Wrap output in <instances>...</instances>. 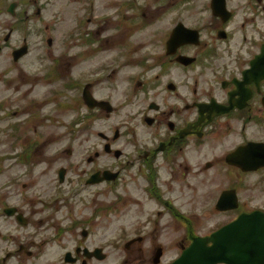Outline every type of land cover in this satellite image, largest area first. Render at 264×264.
<instances>
[{"label":"flooded vegetation","instance_id":"1","mask_svg":"<svg viewBox=\"0 0 264 264\" xmlns=\"http://www.w3.org/2000/svg\"><path fill=\"white\" fill-rule=\"evenodd\" d=\"M85 1L87 6L84 4L83 12L75 19L73 40L96 49L97 54H115L99 64L90 78L76 76V82L67 83L74 92L71 101L87 107L75 122L85 116L92 121L97 113L109 117L117 107L129 106L134 112L127 116V122L135 125L116 127L112 137L99 132L104 145L101 149L91 148L85 152V159H80L90 164L82 168L77 183L83 188L103 184L109 194H115L122 210L135 203L145 213L119 214L123 254L112 264H173L193 245L216 249L214 235L221 228L242 214L264 212V207L247 208L242 197L244 189L255 186L248 178L264 175V56H260L264 31L258 22L264 12L263 0L245 3L242 11L250 14L242 15L240 20L242 27L251 23L261 29L258 50L252 49L255 39L248 50L246 33L242 34V45L234 48L237 30L233 25L238 20V9L233 0H160L156 4L114 0L113 6L124 17L119 19V33L98 40L100 46L94 47L99 30L93 28V36L88 37L86 28L93 16L94 1ZM43 5L45 9L47 5ZM148 5L158 12L165 9L169 21L165 30L156 28L158 34L162 33L160 38L148 39L144 44L136 34L156 16L144 12ZM110 19V14L101 15L100 26ZM76 54L56 57L58 72L71 74ZM53 71L54 67L49 73ZM101 81L105 84L95 89ZM111 91L123 95L119 104L116 102L120 97L112 101L115 95ZM69 135L75 137L71 131ZM121 138L123 145L118 146ZM59 149V154L73 153L68 146ZM29 150L22 153V158H32ZM208 169L215 172L216 189H211L208 204L206 200L199 207L192 206V177L200 178ZM57 173L61 184L69 181L67 167L61 166ZM223 174L228 176L225 186L220 183ZM260 181L263 183V178ZM134 191L139 193L137 197ZM226 191L237 197V205L221 209L218 203ZM186 194L187 203L183 200ZM7 208L13 209L12 213H7ZM3 212L22 224L29 222L14 204L5 205ZM19 215L24 221L18 219ZM27 234L24 242L7 245V250L0 253V264H12L18 257H24L25 264L111 262L112 253L105 246L113 240L94 245L89 227H82L63 251L65 246L61 248L58 243L59 249H46L47 242L36 241L38 233ZM49 254L55 259L46 261Z\"/></svg>","mask_w":264,"mask_h":264},{"label":"rangeland","instance_id":"2","mask_svg":"<svg viewBox=\"0 0 264 264\" xmlns=\"http://www.w3.org/2000/svg\"><path fill=\"white\" fill-rule=\"evenodd\" d=\"M92 1L93 16L86 28L89 30L88 37L93 36V28L99 30L94 44V47H99L98 40L109 34L119 33V19L124 17L113 6L114 0ZM139 1L143 4L160 2ZM13 2L17 3L16 14L10 13L8 9ZM232 2L238 9V20L233 25L237 30L234 48L242 45V34L246 33L248 50L253 39L255 46L252 49L258 50L259 45L256 43L263 37L259 32L261 29L251 23L242 27L240 22L242 15L250 14L248 10L242 11L249 0ZM87 3L85 0H0V253L7 250V245L24 242L29 237L28 232L38 233L36 241L41 239L40 241L47 242L46 249H59L55 244L58 243L62 245L61 248L65 246L60 248L63 251L71 246L82 227H89L93 232L94 245H105L113 240L105 246L112 253L109 262L112 264L123 254L118 232L121 223L119 214H145L135 203L130 209L126 210L124 207L122 210L115 194H109V188L103 184L83 188L77 183L82 177H78L82 168H88L90 164L80 159H85V152H89L91 148L101 149L104 145L99 132L103 131L112 137L116 127L134 128L135 125L127 122V116L134 112V107L129 106L117 107L109 117L97 113L92 121L85 116L75 122L77 117L86 113L87 107L82 102L71 101L74 92L67 87V83L76 82V76L86 75L85 77L90 78V74L98 71L96 68L99 64L115 54V51L97 54L96 49L73 40L71 32L76 16L83 12L84 4L87 6ZM43 4L47 5L45 9ZM41 6L38 12V7ZM146 8L148 9L144 12L158 17L155 16L152 23L145 22L147 28L136 34L144 44L148 39L160 38L162 33L158 34L156 28L165 30L169 21L165 9L158 12L155 6L148 5ZM25 11L29 14L27 18ZM103 14H110L111 19L100 26L101 21L98 19ZM262 16L264 18V12ZM262 16L258 22L264 31ZM156 24L158 27H155ZM104 28L107 30L104 31ZM83 31L84 29L81 32ZM9 32V39L5 40L4 37ZM49 37L52 38L50 45L47 42ZM25 38L29 52L15 62L12 51L22 46ZM72 54L77 55L75 66L71 74L65 76L58 72L54 59ZM53 67L54 74H50ZM104 84L105 81L96 83L95 89ZM110 93L115 95L112 97L114 102L121 95L120 92ZM122 98L123 95L116 104ZM70 131L75 137H70ZM123 141L124 138H121L117 145L122 146ZM66 146L72 148L73 153L70 155L66 151L59 154V148ZM29 148V156L32 158H22V153ZM33 148L36 149L33 151L34 155ZM61 166L68 168L69 181L65 184L58 180L57 171ZM226 176L223 174L220 181L223 186L227 183ZM262 178L263 183L260 181ZM192 180L195 181V195H192L190 205L199 207L206 200L208 204L210 200L207 197L211 189H216L215 172L208 169L205 175H200V178L193 176ZM248 180L255 183V186L242 191L246 207H264V175L261 177L255 174ZM138 194L134 191V197ZM185 196L183 200L187 203L189 195ZM8 204L17 206L25 213L29 222L22 224L15 216L6 215L3 207ZM86 221L90 223L86 224ZM77 222L78 226H75ZM57 254H60L59 250ZM54 257L56 256L49 254L45 259L52 261ZM23 259L24 257H18L12 264H25ZM28 263L31 264L30 261Z\"/></svg>","mask_w":264,"mask_h":264},{"label":"water","instance_id":"3","mask_svg":"<svg viewBox=\"0 0 264 264\" xmlns=\"http://www.w3.org/2000/svg\"><path fill=\"white\" fill-rule=\"evenodd\" d=\"M16 2H13L9 11L15 13ZM9 32L5 40L9 39ZM52 40L49 39V43ZM28 52V44L25 43L18 49L13 51L14 60L17 61L20 57ZM264 56V46L262 55ZM264 70V65H263ZM264 73V72H263ZM252 144V143H250ZM257 143H254L256 145ZM229 159L233 162L232 157ZM63 178V169L60 174ZM237 205V197L230 191H226L219 200L218 206L221 209L234 207ZM13 209H6L7 213H12ZM20 221L21 216H18ZM217 244L216 249H198L197 245H193L190 249L184 251L183 255L173 264H214L218 261H223L228 264H264V213L254 211L245 213L238 217L234 222L221 228L215 235ZM200 241L197 240L196 243Z\"/></svg>","mask_w":264,"mask_h":264}]
</instances>
